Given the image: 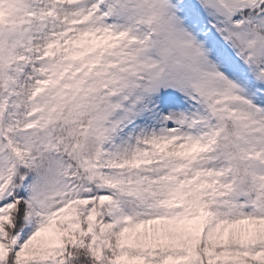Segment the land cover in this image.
Returning <instances> with one entry per match:
<instances>
[{
	"label": "snow or ice",
	"instance_id": "6c2138e0",
	"mask_svg": "<svg viewBox=\"0 0 264 264\" xmlns=\"http://www.w3.org/2000/svg\"><path fill=\"white\" fill-rule=\"evenodd\" d=\"M0 264H264V0H0Z\"/></svg>",
	"mask_w": 264,
	"mask_h": 264
}]
</instances>
